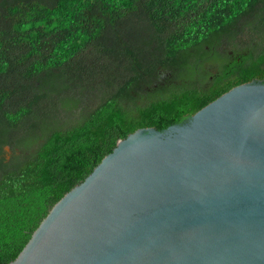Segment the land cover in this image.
Returning a JSON list of instances; mask_svg holds the SVG:
<instances>
[{"label": "trees", "instance_id": "obj_1", "mask_svg": "<svg viewBox=\"0 0 264 264\" xmlns=\"http://www.w3.org/2000/svg\"><path fill=\"white\" fill-rule=\"evenodd\" d=\"M251 80L264 0H0V264L118 140Z\"/></svg>", "mask_w": 264, "mask_h": 264}, {"label": "water", "instance_id": "obj_2", "mask_svg": "<svg viewBox=\"0 0 264 264\" xmlns=\"http://www.w3.org/2000/svg\"><path fill=\"white\" fill-rule=\"evenodd\" d=\"M9 264H264V82L118 140Z\"/></svg>", "mask_w": 264, "mask_h": 264}, {"label": "rangeland", "instance_id": "obj_3", "mask_svg": "<svg viewBox=\"0 0 264 264\" xmlns=\"http://www.w3.org/2000/svg\"><path fill=\"white\" fill-rule=\"evenodd\" d=\"M242 38H244V37H242ZM5 150H8V151H10L9 147H6V148H5Z\"/></svg>", "mask_w": 264, "mask_h": 264}]
</instances>
